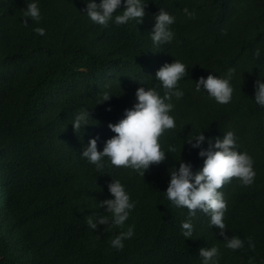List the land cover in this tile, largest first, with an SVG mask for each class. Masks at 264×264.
<instances>
[{"label": "trees", "instance_id": "16d2710c", "mask_svg": "<svg viewBox=\"0 0 264 264\" xmlns=\"http://www.w3.org/2000/svg\"><path fill=\"white\" fill-rule=\"evenodd\" d=\"M38 2L42 19L28 17L25 25L28 0H0V264H202L200 249L213 245L219 264H264V108L255 102V82L264 75V0H147L140 21L107 26L87 16V0ZM185 6L196 15L186 17ZM161 9L177 17L175 38L155 46L151 32ZM176 59L188 69L173 110L178 127L161 137L165 159L152 162L144 177L107 158L97 169L83 155L91 139L102 150L116 134L110 123L135 105L138 88L156 86L158 69ZM229 67L237 70L231 102L196 91L201 76ZM105 90L109 98L101 101ZM81 110L91 121L77 131ZM228 129L237 134L236 147L253 156L256 177L251 185L233 177L222 186L228 209L221 229L199 207L189 217L166 190L173 167L183 161L198 170L200 149L214 150ZM200 131L211 140L194 146ZM116 178L137 201L126 221L135 232L123 249L110 244L120 230L108 227L111 221L87 224L89 215L108 214L101 201L114 196ZM189 218L193 235L184 236L181 221ZM234 235L244 248L226 246Z\"/></svg>", "mask_w": 264, "mask_h": 264}, {"label": "clouds", "instance_id": "9594fccd", "mask_svg": "<svg viewBox=\"0 0 264 264\" xmlns=\"http://www.w3.org/2000/svg\"><path fill=\"white\" fill-rule=\"evenodd\" d=\"M146 2L147 0H99L97 3V0H87L86 14L92 22L102 26H107L113 21L116 24H127L130 20L140 21L144 17ZM122 3L126 6L122 11L116 12ZM183 13L186 17L196 15L195 10H190L187 6L183 8ZM23 16L25 25L29 24L28 17L35 21L42 19L38 0H28ZM176 19V15L167 9H161L156 15L154 31L151 32V40L155 46L174 40L175 31L172 26ZM34 30L41 35L46 32L45 27L39 25ZM261 54V48L257 47L255 57L259 58ZM187 69L188 65L180 59L161 66L155 74L158 81L156 86L139 87L135 105L126 109V114L118 122L110 123L116 134L107 140L103 149H98L96 138L91 139L83 153L87 160L97 169H103L107 158L111 165L123 166L141 177H144L145 170L152 162L164 160L165 147L162 146L161 137L168 130L178 127L173 110L176 107L175 100L185 95L184 89L179 87V82L186 75ZM236 71L235 67H229L223 75L209 73L206 77L201 76L195 81V89L198 92L204 91L217 103L227 104L233 99L232 80ZM109 95L108 90L103 91L100 100L108 99ZM255 102L264 108V75L261 74L255 82ZM90 121V114L81 110L73 124L79 131ZM205 139L211 140L203 131L195 133L194 146L200 145ZM192 140L193 136H189V141ZM237 145L239 143L235 130L228 129L222 137L216 138L214 150L211 147L200 149L199 154L205 156V159L198 170L194 171L191 163L183 161L178 168L173 167L166 190L167 199L177 208L187 206L189 217L196 215L195 210L198 207L203 209L210 214V222L223 229L228 201L222 186L233 177L238 178L243 185H251L256 177L253 156L247 150L240 151ZM166 147L180 152L174 143H169ZM110 191L114 196L101 201V204L107 205L108 214L89 215L87 224L90 228H95L97 223L111 221L108 227L120 230L113 236L110 244L115 249H123L125 241L135 232V226L126 225V221L137 201L131 198V193L119 178L110 184ZM194 227L191 218L181 221L184 236H192ZM226 246L233 250L241 249L244 248L245 241L234 235L227 240ZM248 247H256L251 237L248 238ZM200 252L203 257L202 264H219L218 246L201 248Z\"/></svg>", "mask_w": 264, "mask_h": 264}]
</instances>
